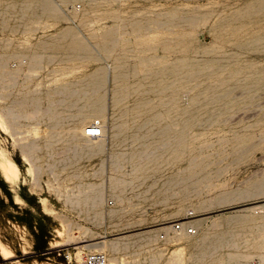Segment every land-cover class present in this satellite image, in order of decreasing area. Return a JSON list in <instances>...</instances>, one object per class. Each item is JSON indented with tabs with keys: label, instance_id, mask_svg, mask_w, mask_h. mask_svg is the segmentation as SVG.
<instances>
[{
	"label": "rangeland",
	"instance_id": "1",
	"mask_svg": "<svg viewBox=\"0 0 264 264\" xmlns=\"http://www.w3.org/2000/svg\"><path fill=\"white\" fill-rule=\"evenodd\" d=\"M46 56L98 74L109 154L11 111L2 69ZM261 204L264 0H0V264H258Z\"/></svg>",
	"mask_w": 264,
	"mask_h": 264
},
{
	"label": "crops",
	"instance_id": "2",
	"mask_svg": "<svg viewBox=\"0 0 264 264\" xmlns=\"http://www.w3.org/2000/svg\"><path fill=\"white\" fill-rule=\"evenodd\" d=\"M28 61L27 73L18 70L16 82L12 81V90L18 96L12 101L11 111L18 120L37 122L47 118L45 143L79 140L83 128L106 110L98 74H85L76 63L59 56L30 57ZM89 143L96 150L93 152L109 154L104 138ZM84 147L82 144L79 149L83 151Z\"/></svg>",
	"mask_w": 264,
	"mask_h": 264
},
{
	"label": "built area",
	"instance_id": "3",
	"mask_svg": "<svg viewBox=\"0 0 264 264\" xmlns=\"http://www.w3.org/2000/svg\"><path fill=\"white\" fill-rule=\"evenodd\" d=\"M28 57H22L20 59H15L11 63H9V67H4L1 71V77L5 79H9L16 82L17 80V72L18 70L22 72L28 71L29 67ZM27 73V72H26ZM104 132L103 121L100 117L93 118L85 127L83 131V136L96 139L98 137H102ZM183 224L177 222L174 224V228H182ZM186 232L189 234H193L196 232V229L192 225H186ZM83 264H108V257L103 251H88L85 253L83 257Z\"/></svg>",
	"mask_w": 264,
	"mask_h": 264
},
{
	"label": "bare ground",
	"instance_id": "4",
	"mask_svg": "<svg viewBox=\"0 0 264 264\" xmlns=\"http://www.w3.org/2000/svg\"><path fill=\"white\" fill-rule=\"evenodd\" d=\"M85 127H84L83 131L85 130ZM103 127H104V131H105V124L104 123H103ZM103 135H104V132H103ZM1 167H2V170H3L4 174H5L6 179L15 181V180H17L19 178V176H20V168L18 166V163L14 159L8 157L6 155V153H4V152H2ZM97 198L100 199V200L103 199V192L102 191L99 192L98 195H94L92 197L93 201H96ZM258 206L264 207V205H262V204L258 205ZM251 209H255V206H251ZM193 223L196 224L197 227H199V225L201 224V223L196 222V221H194ZM206 235H207V232H204L203 235H202V240L207 239ZM121 240H114L112 242V247L113 248H117V245H118V243ZM202 242H204V241H202ZM89 246H91V245H89ZM93 246H95V245H93ZM114 260L111 259L110 264H116V263H114V262H116V259H114ZM229 264H238V263L235 261L234 258H232V260L230 261ZM258 264H264V256L262 257V261L260 263H258Z\"/></svg>",
	"mask_w": 264,
	"mask_h": 264
}]
</instances>
